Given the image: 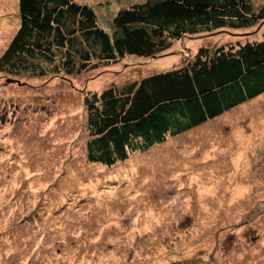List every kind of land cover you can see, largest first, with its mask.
<instances>
[{
    "label": "rangeland",
    "instance_id": "374dc122",
    "mask_svg": "<svg viewBox=\"0 0 264 264\" xmlns=\"http://www.w3.org/2000/svg\"><path fill=\"white\" fill-rule=\"evenodd\" d=\"M75 1L110 30L143 0ZM18 25V0H0V55ZM263 39L261 22L75 75L0 73V264H264V92L111 166L87 161L84 109L88 92L179 67L200 47Z\"/></svg>",
    "mask_w": 264,
    "mask_h": 264
},
{
    "label": "trees",
    "instance_id": "16d2710c",
    "mask_svg": "<svg viewBox=\"0 0 264 264\" xmlns=\"http://www.w3.org/2000/svg\"><path fill=\"white\" fill-rule=\"evenodd\" d=\"M19 25L0 55L13 77L75 75L149 58L185 35L264 22L254 0H143L121 7L104 29L75 0H18ZM264 92V39L200 47L185 64L84 97L88 162L111 166Z\"/></svg>",
    "mask_w": 264,
    "mask_h": 264
},
{
    "label": "water",
    "instance_id": "95a60500",
    "mask_svg": "<svg viewBox=\"0 0 264 264\" xmlns=\"http://www.w3.org/2000/svg\"><path fill=\"white\" fill-rule=\"evenodd\" d=\"M152 57L154 58V57H156V56H152ZM13 81H14V80H12V79H10V78L7 80V82H13Z\"/></svg>",
    "mask_w": 264,
    "mask_h": 264
},
{
    "label": "crops",
    "instance_id": "0c3cea01",
    "mask_svg": "<svg viewBox=\"0 0 264 264\" xmlns=\"http://www.w3.org/2000/svg\"><path fill=\"white\" fill-rule=\"evenodd\" d=\"M104 29H106V28L104 27Z\"/></svg>",
    "mask_w": 264,
    "mask_h": 264
}]
</instances>
